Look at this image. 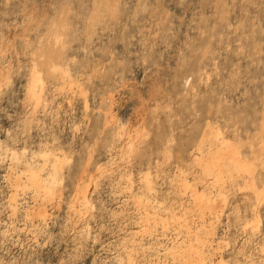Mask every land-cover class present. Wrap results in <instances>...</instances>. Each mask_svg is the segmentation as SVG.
<instances>
[{
  "label": "rangeland",
  "instance_id": "374dc122",
  "mask_svg": "<svg viewBox=\"0 0 264 264\" xmlns=\"http://www.w3.org/2000/svg\"><path fill=\"white\" fill-rule=\"evenodd\" d=\"M0 264H264V0H0Z\"/></svg>",
  "mask_w": 264,
  "mask_h": 264
}]
</instances>
